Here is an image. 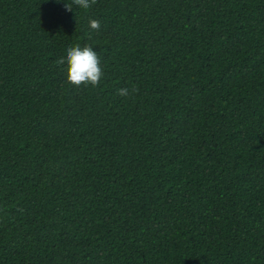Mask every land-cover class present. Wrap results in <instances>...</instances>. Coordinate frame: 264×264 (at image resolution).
Returning <instances> with one entry per match:
<instances>
[{
	"label": "trees",
	"instance_id": "trees-1",
	"mask_svg": "<svg viewBox=\"0 0 264 264\" xmlns=\"http://www.w3.org/2000/svg\"><path fill=\"white\" fill-rule=\"evenodd\" d=\"M0 264H264V0H0Z\"/></svg>",
	"mask_w": 264,
	"mask_h": 264
},
{
	"label": "clouds",
	"instance_id": "clouds-1",
	"mask_svg": "<svg viewBox=\"0 0 264 264\" xmlns=\"http://www.w3.org/2000/svg\"><path fill=\"white\" fill-rule=\"evenodd\" d=\"M94 0H74V3L82 8H89ZM100 21L96 19L89 20V28L99 30ZM59 63L63 64L67 70V80L74 86L91 85L98 86L101 82L104 72L101 66L100 53L95 51L90 45L68 47ZM119 95L127 96L129 90L121 88Z\"/></svg>",
	"mask_w": 264,
	"mask_h": 264
}]
</instances>
